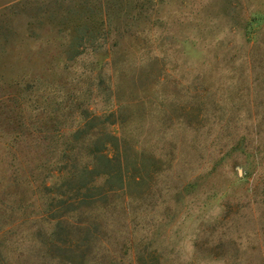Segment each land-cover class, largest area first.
<instances>
[{
	"label": "rangeland",
	"instance_id": "rangeland-1",
	"mask_svg": "<svg viewBox=\"0 0 264 264\" xmlns=\"http://www.w3.org/2000/svg\"><path fill=\"white\" fill-rule=\"evenodd\" d=\"M87 116L82 140L105 128L160 162L145 193L91 209L82 262L50 244L44 184ZM186 227L193 264H264V0H0V264H172Z\"/></svg>",
	"mask_w": 264,
	"mask_h": 264
},
{
	"label": "trees",
	"instance_id": "trees-1",
	"mask_svg": "<svg viewBox=\"0 0 264 264\" xmlns=\"http://www.w3.org/2000/svg\"><path fill=\"white\" fill-rule=\"evenodd\" d=\"M88 45L95 47L88 40H80L78 46H75V53L80 54ZM110 52L111 50H106V53ZM114 113L113 111L112 114ZM94 119L96 116L85 117L63 149L60 159L63 167L59 171L62 174L66 171V174L61 178L62 183L54 182L52 186L44 184L46 188H54V193L60 199L55 208L48 210L56 221L50 234V244L61 245L57 246L59 248L67 246L74 253L77 249L80 250L82 262L87 260L96 245L102 225L100 216L92 214L91 209L98 204L106 205L113 193L125 196L135 195L136 190L145 193L160 162L157 157L148 156L143 150H130L125 137L112 134L105 128H98L89 142L82 140L83 135L94 129ZM60 131L61 125L57 119L55 122L44 121L39 126V132L45 134L43 140L48 152L53 153L57 149ZM111 149L112 155L109 153ZM75 150L77 153H74ZM83 151L90 157L85 163L80 162ZM100 176L104 177V183L98 185L96 179ZM81 210L90 212L88 218L76 222L83 226V234L80 236L76 233L72 218Z\"/></svg>",
	"mask_w": 264,
	"mask_h": 264
},
{
	"label": "clouds",
	"instance_id": "clouds-1",
	"mask_svg": "<svg viewBox=\"0 0 264 264\" xmlns=\"http://www.w3.org/2000/svg\"><path fill=\"white\" fill-rule=\"evenodd\" d=\"M185 233L183 239L176 245L174 252L170 256L172 264H193L196 235L187 227L185 228Z\"/></svg>",
	"mask_w": 264,
	"mask_h": 264
}]
</instances>
